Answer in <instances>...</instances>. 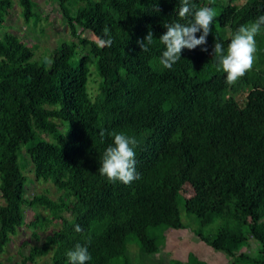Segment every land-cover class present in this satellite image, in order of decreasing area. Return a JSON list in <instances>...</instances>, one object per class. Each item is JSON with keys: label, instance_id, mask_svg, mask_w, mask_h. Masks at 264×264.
<instances>
[{"label": "trees", "instance_id": "obj_1", "mask_svg": "<svg viewBox=\"0 0 264 264\" xmlns=\"http://www.w3.org/2000/svg\"><path fill=\"white\" fill-rule=\"evenodd\" d=\"M54 1L76 42L34 59L20 37H0V255L26 225L25 211L41 208L47 215L35 214L27 227L36 240L41 231L43 243L15 264H37L50 253L49 264H69L66 252L77 243L87 246L88 264H133L130 240L142 256L138 264H161L154 260L165 232L185 229L232 264H264V29L255 37L252 69L235 84L226 83L212 57L215 42L226 49L239 26L264 15V0H193L214 10L211 31L205 45L183 49L170 70L158 62V40L146 53L137 41L149 30L158 39L165 23H185L179 0ZM17 4L26 24L36 21L32 0ZM12 8L0 0V26ZM105 25L114 43L100 48L96 37ZM92 67L95 96L88 90ZM112 131L138 141L140 178L130 184L97 171ZM28 166L62 197L26 198ZM186 186L190 197L182 194ZM250 239L255 255L242 252ZM167 264L208 263L191 253L187 262Z\"/></svg>", "mask_w": 264, "mask_h": 264}, {"label": "clouds", "instance_id": "obj_2", "mask_svg": "<svg viewBox=\"0 0 264 264\" xmlns=\"http://www.w3.org/2000/svg\"><path fill=\"white\" fill-rule=\"evenodd\" d=\"M177 15L179 21L165 23L163 27L166 31L155 39L153 32L148 31L147 35L137 41L142 52H148L155 40L164 46V50L159 58V64L164 69H171L181 59L183 49L193 50L197 46L207 43L206 37L211 31V26L215 18V12L211 7L202 6L197 8L193 0H179ZM154 11H159L154 7ZM264 29V15L255 18L251 23L241 25L230 38V42L225 49L224 45L217 41L214 43L212 57H214V68L217 72L226 74V83L235 84L240 78L252 69L257 52V41L255 37ZM102 35L96 37V43L100 48L111 47L114 40L111 29L105 25L102 28ZM201 35L197 38L196 33ZM207 51V48H201ZM51 64L52 61L46 60ZM101 137L105 135L103 131L99 133ZM112 138L99 159L97 171L109 182L117 181L123 184H130L140 178L136 169V151L138 146L136 137L129 136L123 132L112 131L108 133ZM76 232H81L82 227L76 224ZM69 264H88L91 254L87 246L77 243L73 249L66 252Z\"/></svg>", "mask_w": 264, "mask_h": 264}, {"label": "rangeland", "instance_id": "obj_3", "mask_svg": "<svg viewBox=\"0 0 264 264\" xmlns=\"http://www.w3.org/2000/svg\"><path fill=\"white\" fill-rule=\"evenodd\" d=\"M13 2V8L9 11V15L5 19L3 26H0V37L4 33H11L20 37L27 45H31L34 48L36 58L46 57L48 52L52 51L55 47L60 46L63 43H70L72 40L76 42L70 35V32L66 25L62 21L61 11L55 3L51 0H32L35 3V14H37L36 21H31L26 24L21 18V10L17 4V0H11ZM54 1V0H52ZM55 2V1H54ZM244 1H239L238 4H243ZM81 38L93 40V38L87 34L82 33ZM94 68H90L92 75L89 79L88 90L91 96H95L98 92L99 79L94 72ZM44 139L49 140L45 135L42 136ZM24 149V148H23ZM24 150L20 151L19 162L24 167L25 155ZM25 175L28 178L26 186V198L30 199L34 195L45 194L51 200H59L62 197L61 193L58 192L50 182L36 181L32 173L31 166L25 169ZM191 189L184 187L182 194L184 196H191ZM2 204L1 193H0V205ZM35 214H39L41 217L47 215L41 208L25 211V224L21 227L15 236L11 237L10 243L5 248L3 254L0 255V262L2 264L19 263L22 256H27L29 252V246H40L44 240V234L38 231L39 239L36 240L33 235V229L27 227V224L32 220ZM182 213V221L188 223V219ZM55 228L57 225H53ZM163 248L158 255L155 256L154 263L159 262L161 264H167L168 260H174L178 262H187L188 255L196 253L201 261L209 264H232L222 253L214 252L209 247L204 245L197 237H195L189 229L185 230H167L164 234ZM27 243V246L24 244ZM203 244V245H202ZM257 244L253 240H248V244L242 247V252H250L252 255L256 254L255 247ZM248 246V247H247ZM127 249L130 252V257L133 264H138L139 249L135 240H130L127 245ZM201 252H200V251ZM50 255L42 257L38 260L37 264H49ZM135 258V263L134 259ZM9 259V260H8ZM208 260H210V263ZM147 264H150L149 262Z\"/></svg>", "mask_w": 264, "mask_h": 264}, {"label": "crops", "instance_id": "obj_4", "mask_svg": "<svg viewBox=\"0 0 264 264\" xmlns=\"http://www.w3.org/2000/svg\"><path fill=\"white\" fill-rule=\"evenodd\" d=\"M202 245H203V244H202ZM199 251H200V250H199ZM197 252H198V251H197ZM197 252H196V253H197ZM200 252H201V251H200ZM196 253H194V254L192 253V254H193L198 260H200V259L198 258V256H197ZM187 261H188V260H187ZM208 261L210 262V260H208ZM210 263H212V262H210ZM208 264H209V263H208Z\"/></svg>", "mask_w": 264, "mask_h": 264}]
</instances>
